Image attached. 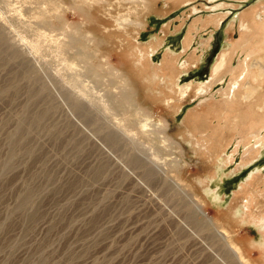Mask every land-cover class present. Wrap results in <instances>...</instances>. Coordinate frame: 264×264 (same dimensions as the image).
<instances>
[{
	"label": "rangeland",
	"instance_id": "374dc122",
	"mask_svg": "<svg viewBox=\"0 0 264 264\" xmlns=\"http://www.w3.org/2000/svg\"><path fill=\"white\" fill-rule=\"evenodd\" d=\"M104 1L0 0V264H264L259 225L235 217L257 170L264 216V148L241 169L243 146L219 170L210 153L235 135L231 154L241 135L217 141L212 126L234 70L195 91L261 0L128 4L129 38L108 24L116 0ZM221 12V26L190 29ZM232 57L235 67L242 54ZM187 83L185 95L176 86ZM188 132L210 152L194 154Z\"/></svg>",
	"mask_w": 264,
	"mask_h": 264
},
{
	"label": "bare ground",
	"instance_id": "6f19581e",
	"mask_svg": "<svg viewBox=\"0 0 264 264\" xmlns=\"http://www.w3.org/2000/svg\"><path fill=\"white\" fill-rule=\"evenodd\" d=\"M98 1H99V3H101L100 7H106L104 0H98ZM132 1H134V2H132ZM148 1L149 0H116L115 3H110V4L107 3L109 8H105V9L110 14L109 19H108V24H110L109 22L113 21L116 24L115 31L119 30L117 32H119V33L123 32L127 36V38H129L131 36V34L129 33L130 32V24L128 22L129 21L128 16L131 15L130 14L131 12L128 10L131 8L127 7V5L128 4L129 5L136 4V6H137V3H135V2H138L141 4L142 3L147 4ZM183 1L185 2V4L189 3V0H183ZM179 2H181V1H179ZM219 5H221V4H219ZM219 5H216L215 7L210 6L209 8H210V10H217L216 8H218ZM105 9H103V10H105ZM192 9H193V11H197L196 6H193ZM135 10L136 9L134 8V11ZM108 12H107V14H108ZM139 12L140 11L138 9V10H136L135 14H138ZM225 15H226V13L222 14V12H221L219 14L209 16L208 19H206V20H202V18L199 17V18L195 19L194 21L192 20L193 24L192 25L190 24V26H192L190 29L192 30V29L196 28V26L199 23H202L203 26L210 25L212 23L215 26H217L218 23L220 22V20L222 19V17H225ZM131 23L133 25H137L138 21L136 19ZM235 23H236L235 21H232L229 29L232 27L234 28ZM238 23H239V29H240L239 32H241L240 37L238 39H236L235 41L230 42L231 45L228 48L222 50V52L220 53L216 63H214V65L212 66L210 79H208L206 84L201 83L198 86L196 85L197 89L195 91H197V93L202 94L203 92H205V89H204L205 86L210 87L220 77L221 74L225 75V73L226 74L231 73L234 70V75H232L230 78L231 79L230 84L227 87V89H225L226 90L225 93L223 92V95L225 94V96H224L225 98L222 102L219 103L220 107L216 110V112H217L216 115L219 119L217 120L216 124L212 123V126L215 128L216 133H214V135H215L217 141H219L220 137L222 135H224L223 134L224 131L236 129L239 126L242 129L241 133H240L241 135L238 136L239 139H238L237 143L235 144V147L232 150L231 154H228L227 149L229 148V146L233 145V143H230V142L235 143V139H236L235 135H233V136L230 135L231 138L228 139L227 142L225 143L226 145H228L225 149H224L225 146H223L222 148H219V151H215V152L211 151L210 152L208 149V146H209L208 142L210 140L208 138H205V136H203V135H200L201 137H197V135H195L193 132H188V134H187L188 146L190 147L192 152L196 155H198V154L200 155V154H208V151H209L213 155V162H214V164L218 170L220 169V167H228V165H230L232 162H234L236 160V157H237L236 155L239 154L242 146L244 149H243V153L241 155V161L238 163L237 169H240L242 166L245 167L246 165L252 163L254 160L258 159L261 156V154L263 152V148H264V0L259 1L254 7L252 6V8L250 10L245 11L243 13V15L240 17ZM202 24H200V26ZM199 32H200V30H199ZM189 34L190 33L188 32V35L185 36V44L186 45H188L190 42L191 36ZM204 34H206V33H204ZM197 36H199V35H197ZM203 42L205 43L206 41H203ZM161 44H162V40H160L158 38L153 39L152 42H150L149 45H147V48L145 50H140V52H139L140 59H138L139 60L138 63L140 64L141 61H143L145 58H147L149 60L155 54V52L157 51V48ZM188 47H185V48H187V50H188ZM204 47H205V45H204ZM185 48L183 49L184 51H185ZM206 49H208V48H206ZM238 52H241L242 59L238 62V64L235 67H233V63H232L233 57L232 56H234ZM192 56H193V54H192ZM177 57H178V55H177ZM253 59H255V62L253 61ZM148 60H147V62H148ZM187 60H188V58H187ZM175 61L177 63L176 57H175ZM175 61H174V63H175ZM149 62L151 63V61H149ZM176 63H175V66H176ZM168 64L169 65L166 66V69H168L169 72H172L174 70V68L176 69V67L174 65H172V63L171 64L168 63ZM179 66L181 67V64ZM154 67H152V68H154ZM156 68H158V67H156ZM154 73H155V76L156 75L158 76V74H159L157 71ZM168 73H167V75H168ZM179 73L180 72H178V74ZM175 75H177V74H175ZM162 76H163V74H162ZM158 78H160V77L158 76ZM167 81H168V79H167ZM169 81H171L170 82L171 85H168L167 87L171 86V89L174 90L175 89L174 85L177 82H174L175 80H169ZM165 83H168V82H165ZM165 85H167V84H165ZM176 87L182 92V94H185L187 91H189L190 89L193 88V83H187L183 86L177 85ZM212 88H213V86H212ZM175 91H178V90L175 89ZM215 105H216V103H215ZM146 125H147V123L143 124V130L145 129ZM213 139H214V137H213ZM186 146H187V144H186ZM216 148H218V147H216ZM233 167H234V165H233ZM229 171H230V169H229ZM257 171H258L257 174L254 172H252V173L250 172L251 174L249 173L250 174L249 177L247 179H245V181H243L242 184L240 185V191L238 193L243 194L245 196L243 198L242 206H240V209L238 207L237 211H235V217L238 219H242V220H245L247 218L252 219L253 221H255L257 223V225H259V228L261 229L263 236H264V216H259V217L255 216L254 215L255 213L253 210L254 202L257 200V197L259 194L258 185L260 183V179L262 178V176L259 174V170H257ZM261 181L263 182V180H261ZM211 194H213V193H211ZM216 232H218V231H216ZM220 235L224 237V234H222V231H219V236ZM228 255H230V254L228 253Z\"/></svg>",
	"mask_w": 264,
	"mask_h": 264
},
{
	"label": "crops",
	"instance_id": "0c3cea01",
	"mask_svg": "<svg viewBox=\"0 0 264 264\" xmlns=\"http://www.w3.org/2000/svg\"><path fill=\"white\" fill-rule=\"evenodd\" d=\"M222 14H224V12H222ZM225 16H226V15H225ZM224 18H225V17H222V19L220 20V22L218 23V25H217L216 27H219V26L222 25V23H223L222 21L224 20ZM165 19H166V18H165ZM167 21H171V20L168 19ZM242 167H243V166H242ZM240 169H241V168H240Z\"/></svg>",
	"mask_w": 264,
	"mask_h": 264
}]
</instances>
